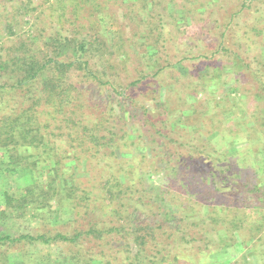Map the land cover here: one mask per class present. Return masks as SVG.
<instances>
[{
	"label": "trees",
	"instance_id": "trees-1",
	"mask_svg": "<svg viewBox=\"0 0 264 264\" xmlns=\"http://www.w3.org/2000/svg\"><path fill=\"white\" fill-rule=\"evenodd\" d=\"M190 4L199 7L198 21ZM263 5L264 0H0V218L27 222L30 231L1 234L0 247L57 246L58 257L47 264H205L213 251L230 249L243 221L235 216L230 225L216 227L205 207L199 211L166 198L169 176L153 178L160 163L170 174L215 165L187 157L170 168L174 155L165 146L176 141L167 122L158 124L159 116L150 114L156 108L137 93L165 69L193 58L210 62L228 51L227 40L232 47L240 44L236 29ZM22 23L35 34L17 36ZM186 23L190 33L201 31L206 42L216 43L210 54L178 55L174 62L166 50L168 32ZM243 27L244 38L253 31L264 39L258 23ZM133 55L141 68L118 93L111 71L124 70ZM254 59L257 68L249 59L244 72L263 77L264 55ZM257 83L264 92V81ZM257 102L252 118L264 129L263 101ZM141 122L158 137L146 141ZM235 166L241 169L239 161ZM249 169H241L244 177ZM249 181L243 178L242 186ZM238 242L241 249L245 243Z\"/></svg>",
	"mask_w": 264,
	"mask_h": 264
},
{
	"label": "rangeland",
	"instance_id": "rangeland-1",
	"mask_svg": "<svg viewBox=\"0 0 264 264\" xmlns=\"http://www.w3.org/2000/svg\"><path fill=\"white\" fill-rule=\"evenodd\" d=\"M188 7L194 12V22L198 21L199 12L195 10L199 8L197 4L196 6L190 4ZM259 8L261 10L248 13L249 17L244 24L252 26L255 22L258 23L259 28L264 29V5ZM172 10H174L173 7ZM115 11L120 20H123L122 10ZM188 25L186 23L180 28H170L168 32L170 35L167 36L165 43L169 60L176 62L178 55L188 53L190 57L198 53L210 54L214 47L216 40L213 41L215 43L206 42L208 38L203 37L204 34H201V31L199 35L190 33L192 25H190L191 28ZM243 25H241L243 29H236L240 44L232 47L227 40L228 51H221V54L210 62L193 58L165 69L157 78L139 87L137 93V97L141 98L145 105L156 108V111L152 109L150 114L159 116L158 124L161 121L167 122L166 130L171 134L169 138L173 142L176 141V144L165 146V149L174 155L170 168L181 165L187 157H195V161L204 162L205 165L207 161L215 165L214 168L206 165L205 169V166L195 165L188 169L175 170L170 174L168 169H163L165 168L163 163H160L162 169L160 168L159 173L153 178L161 182L163 176H169L164 184L166 198L173 203L190 204L192 208L199 211L205 207L206 212L210 214L208 216H212L209 217L212 218L209 221H212V224L218 223L214 225L216 227L230 225L235 216L239 223L243 221L238 224L240 233H235L233 238L230 237L232 240L229 245L231 244L232 247L228 250L224 248L213 251L205 264H264V129L259 128L260 125H256L255 119L252 118L258 97L260 101H263L261 105L262 108L264 107V92L258 88L257 83L258 80L264 81V75L256 78L251 73L248 76L244 72L246 61L249 59H252L250 61L253 69L257 68L255 63L258 60L254 57L264 55V39L262 35L253 31H249L247 38H244ZM17 30V36L23 33L35 34L30 24L22 23ZM132 57L127 60L124 70L117 67L115 71H111L114 74V81L119 82L117 83L118 93L123 91L135 72L141 68L137 62L139 57L134 55ZM158 58L159 56L155 59ZM144 60L146 58L141 61ZM214 61L222 64L216 65ZM249 89L253 94L244 93ZM135 90L137 92L136 88ZM114 95L120 96V94ZM153 95L154 98H152ZM165 112L167 114L163 116L162 113ZM166 115L168 121H166ZM141 127L147 136L146 141L158 137L149 124L141 122ZM182 140L186 142L184 148L179 146ZM158 141L163 143L164 138H158ZM195 146L201 149L205 146L208 151L199 152ZM213 150H217L220 155L214 156ZM207 152L212 157H208ZM238 161L241 169L243 166L250 168L249 178L244 177V172L235 166ZM220 174L222 178H229L228 181L220 182L221 180L216 179ZM213 175L216 177L214 178ZM240 177L250 180V185L242 186ZM214 181H216L215 190L218 193H215L213 188ZM253 197L255 199L252 200ZM213 218H217L218 222H215ZM260 224H263L262 228ZM26 226H28L27 222L16 223L0 218V235L9 233L16 237L30 233ZM258 228L260 230H257ZM216 237L217 235H214V238ZM228 241H225L223 245H227ZM238 241L245 243L241 249L237 246ZM210 247L211 250L214 249V245L211 244ZM57 249V246L34 244L5 245L0 247V260L1 264L4 262V264H33L34 262L47 264L49 260L58 257Z\"/></svg>",
	"mask_w": 264,
	"mask_h": 264
}]
</instances>
